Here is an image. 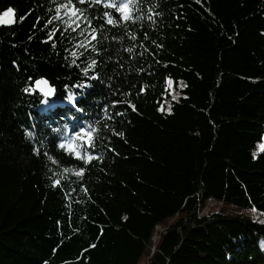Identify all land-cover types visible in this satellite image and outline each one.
I'll list each match as a JSON object with an SVG mask.
<instances>
[{
	"label": "trees",
	"instance_id": "1",
	"mask_svg": "<svg viewBox=\"0 0 264 264\" xmlns=\"http://www.w3.org/2000/svg\"><path fill=\"white\" fill-rule=\"evenodd\" d=\"M64 2L0 0V12L15 10V22L0 26V264H264L258 243L264 238V216L251 218L253 209L264 214V156H251L264 136V0H205L203 7L194 0H148L134 13L140 21L130 20L126 28L123 21L111 25L94 19L98 33L93 35L108 39L92 54L100 79L82 96L75 88L78 69L63 66L64 48L72 46L70 37L79 29L61 37L65 25L49 22ZM76 7L90 17L111 12L88 3ZM54 28L60 31L41 43ZM133 45L134 54L123 50ZM39 75L57 88L48 104L22 91L28 76ZM169 75L188 84L178 102L165 91ZM65 84L78 96L73 102L61 90ZM113 101L117 106L110 112L128 115L106 122L125 137L104 131L103 122L93 123L103 162L73 160L66 154L67 141L74 139L71 126L94 122L102 106ZM169 103L173 114L157 111ZM25 128L34 132L33 139ZM45 137L53 161L32 152L35 141ZM108 137L119 155L105 151ZM58 142L65 143L64 152ZM80 167L86 168L90 195L78 189L67 210L69 201L61 198L65 189L49 185L63 176L62 183L76 187L72 181ZM211 199L222 208L200 215ZM157 226L164 229L158 232Z\"/></svg>",
	"mask_w": 264,
	"mask_h": 264
},
{
	"label": "snow or ice",
	"instance_id": "2",
	"mask_svg": "<svg viewBox=\"0 0 264 264\" xmlns=\"http://www.w3.org/2000/svg\"><path fill=\"white\" fill-rule=\"evenodd\" d=\"M148 0H119V6L117 7V4L114 0L111 5H108L107 0H66L64 3H60L57 5L55 12L56 15L51 18L49 21L50 23L52 21L59 20L61 23L65 25L63 31H61V37H64L65 33H68L69 31L71 33H77V29H79V32L75 36L70 37V43L71 47H65V57H64V65L65 67H76L78 69V73L80 76V80L78 83H75V88L78 89L79 95H86L87 90L91 87H93L92 81L93 80H99L100 75L99 73L95 72V67L97 66V59L92 58V54L96 53L98 54L100 52V49L97 48V44H100L102 40H107V36H103L102 33L99 34L100 38H97V36L93 35L98 33V29L93 25L94 19H102L104 24H111V25H120L123 21V26L127 27V22L132 21L135 23L136 21H140L141 17L138 15H134L135 11L139 10V5L141 3H147ZM196 4L204 6L205 0H194ZM88 3L90 6L100 5L101 7L111 8V12L108 10H105L102 15L100 16H89L85 14V11L82 8L76 7V4H85ZM130 4L132 5V12L133 15L130 16ZM158 7V4H154L153 8ZM63 10V12H62ZM206 11L208 9H205ZM14 15L15 10L13 7H8L3 12H0V26H11L14 21ZM156 16H161V12H156ZM149 20H152V17L148 18ZM21 20H23V17H21ZM83 25V27H81ZM101 29L103 28V24H101ZM190 30V29H189ZM60 31L59 28H54L51 32L47 34V38L42 39L41 43H48L50 39H53L55 36V32ZM264 35V32L261 33ZM131 40L135 41L137 39L135 34L129 33ZM90 37L94 40H96V43H92L90 40ZM32 37H29L31 40ZM145 39L147 40L148 37L145 35ZM152 44L156 47L163 49V44H157L155 40L152 41ZM15 46V45H13ZM54 53L59 56V52L56 51V43L53 42L51 45ZM135 45L127 47L126 49H123L129 54L133 53V48ZM89 48L91 49V53H89ZM79 49H83V51H80ZM107 49H105L106 51ZM147 51V48L144 49V51L139 52L140 56L144 55V52ZM27 54V52H26ZM69 57L72 59L69 60ZM83 57L84 59L81 60L80 58ZM34 59V57H33ZM79 61V63H78ZM157 63H159L157 61ZM85 65L84 67H81V65ZM13 66L19 71V64H17L15 61L13 62ZM164 67H168L167 64L164 65ZM90 71L93 73L90 75ZM141 71H144L141 69ZM57 79H60V77H57ZM64 79L71 80V77H65ZM112 78H109V81H111ZM102 83L104 81H101ZM165 91L168 92L171 95L172 101H179L181 98V90L188 88V84H186L183 80H174L171 75L165 78ZM105 87L109 89L108 95L110 96L112 94L113 85L111 82H108L105 84ZM62 91L66 94V99L70 102H73L75 98H78L73 92L72 85L65 84L63 85ZM145 88H139V92L143 93L145 92ZM23 93L25 95L29 96H35L37 98L41 99V102L44 104H48L51 101L55 100L57 88L52 85L49 78L39 75V76H28L26 80V86L22 89ZM186 98V97H185ZM119 103L123 104L125 101H119ZM126 103L131 107L133 112H137L136 106L131 103L130 100L126 101ZM117 102L113 101L111 105L105 104L102 106V111L97 113V118L94 120V122H89L87 120H81L79 124L72 125V129L74 132V139L67 141V149L66 154L70 155L73 160H79L83 161L84 165H88L93 159L98 160L99 162H103L104 159V152L96 151V141L99 140L100 133L97 131V128L93 126V123L95 125H101L103 122V130L106 132H110L113 136H118L120 138L125 137V133L123 131H116L115 128H109V125L106 121H114L117 118H126L128 113L126 110H115L113 112L109 111V107L112 109H116ZM75 110L77 112H80L84 116L90 115L89 113H86L83 108H81L79 105H75ZM157 111L163 113L164 115H171L173 114V107L169 103L167 105L161 104L157 107ZM123 123V119L120 121ZM129 124H131V120L127 121ZM84 124H87V129H85ZM22 127H24L22 125ZM34 127V125H33ZM63 128L67 129L69 128V124L65 123L63 125ZM52 131L54 133L59 134L61 129L60 128H53ZM93 133H96V135H93ZM25 134L28 139H33L34 132L28 128H25ZM78 139L80 141L79 144L75 143L74 140ZM109 140V146L105 149V151H111L115 153L116 155H119L118 152H116L114 147H111L110 145V137H108ZM47 137L44 139H38L35 141V143L38 144V147H33L32 152L33 154L40 159L47 158L49 161H53V156L49 154L50 149L49 145L47 144ZM125 143L127 141L125 140ZM65 143H59L58 142V150L61 152L65 151ZM101 147L103 148V141L101 142ZM79 149V150H78ZM251 156L253 159L259 158V156H264V136H261L258 139V142L255 145V150L251 152ZM65 173H70L73 170L69 168L64 169ZM86 173L85 167H80L75 170V177L76 179L72 181L73 184L76 185V187H67L64 183H62V180H67V177H61L60 179H52L51 184L49 185L50 188L53 189H65V191L62 192L61 198L67 199L69 203L67 204V210L72 209V194L77 193L78 189L80 191H83L86 195L89 194V189L84 185V177ZM76 203H80L81 201H75ZM126 219V218H125ZM57 224H60V221H57ZM259 247L262 252H264V238L259 240ZM95 247V245H89V248ZM87 251V249H85ZM230 258V256H229ZM45 264H47V261H45Z\"/></svg>",
	"mask_w": 264,
	"mask_h": 264
},
{
	"label": "built area",
	"instance_id": "3",
	"mask_svg": "<svg viewBox=\"0 0 264 264\" xmlns=\"http://www.w3.org/2000/svg\"><path fill=\"white\" fill-rule=\"evenodd\" d=\"M223 206V203L218 202L214 199L210 200V205H208L206 212L204 213L203 216H207L213 212H218L220 210V208Z\"/></svg>",
	"mask_w": 264,
	"mask_h": 264
},
{
	"label": "bare ground",
	"instance_id": "4",
	"mask_svg": "<svg viewBox=\"0 0 264 264\" xmlns=\"http://www.w3.org/2000/svg\"><path fill=\"white\" fill-rule=\"evenodd\" d=\"M207 203H209V205H210V200H208L207 201ZM206 203V204H207ZM206 204H205V206H204V208H206ZM203 211V209H201L200 210V215H204V213L206 212H204V213H201ZM251 216H252V219L253 220H259L262 216H264V214H262L261 212H259V211H257V210H255V209H253L252 211H251Z\"/></svg>",
	"mask_w": 264,
	"mask_h": 264
},
{
	"label": "rangeland",
	"instance_id": "5",
	"mask_svg": "<svg viewBox=\"0 0 264 264\" xmlns=\"http://www.w3.org/2000/svg\"><path fill=\"white\" fill-rule=\"evenodd\" d=\"M208 205H209V203L206 204V208H204V207L202 208L203 211H202L201 213H204V212L206 211ZM221 208H222V207H221ZM221 208H220V209H221ZM251 218H252V216H251ZM163 229H164V227H162V226H161V227H159V226L156 227V231H158V232H159V231H162ZM157 239H158V236H157V235H154V236H153V240H154V241H157ZM140 264H143V262H141Z\"/></svg>",
	"mask_w": 264,
	"mask_h": 264
}]
</instances>
